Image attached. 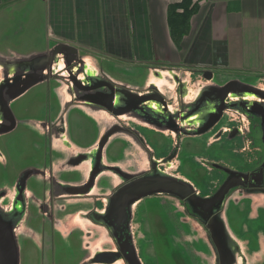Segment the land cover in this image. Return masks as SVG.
<instances>
[{
	"label": "crops",
	"instance_id": "obj_1",
	"mask_svg": "<svg viewBox=\"0 0 264 264\" xmlns=\"http://www.w3.org/2000/svg\"><path fill=\"white\" fill-rule=\"evenodd\" d=\"M182 1L0 0V86L6 80L22 77L5 86L4 92L8 90L12 95L6 98L11 112L0 109V128L10 123L8 114L16 129L20 126L44 143L34 144L32 160L26 159L12 181L0 185V192L8 194L14 237L22 235L29 241L27 250L31 254H49L57 238L71 248L69 240L78 236L83 253L78 264H146L141 241L134 239L142 238L141 229L134 230L140 211L142 216V197L122 202L123 206L133 202L137 211L131 215L127 229L131 238L128 245L124 240L120 242L117 226L111 224L112 210L121 202H114L116 197L128 187L136 188L153 162L158 163L157 152L150 143L144 145V138L136 129L147 126L160 134L159 127H166L158 121L146 126L134 118L127 122L126 114L117 116L96 100H82L83 92L68 80L67 72L60 66L62 62L54 65L53 76L44 72L49 78L36 82L28 76H37L29 68L34 59H41L61 45L72 47L83 62L74 72L81 82L90 85L92 80L113 79L116 86L133 94L139 92L123 82L130 76L164 79L165 72L157 75L160 69L172 70L176 75L180 72L187 83L195 75L202 77L192 89L184 86V92L171 98L179 105V111L171 114L172 126H202L192 134H182L179 141H183L184 148L175 146L180 142L172 143L168 153L171 158L203 156V144L218 141L209 133V115L215 100L203 94L204 88L214 86L206 81L212 78L220 86L214 78L221 81V75L233 78L264 74V0H191L194 11L187 32L173 35L170 8ZM215 93L219 98V90ZM194 103L198 106H191ZM188 110L194 114H181ZM155 113L159 115L157 110ZM167 131L166 136L172 134L176 141L175 132L169 128ZM229 132L231 137L234 130ZM8 135L3 134L0 139ZM193 139H199L200 149L191 146ZM0 163L7 167L9 159L1 154ZM22 178L27 200L23 207L20 202L15 203L16 183ZM228 198L230 207L232 203L250 201L241 233L231 226L222 230L224 239L232 242L234 264H264L260 262L264 258V197L248 193ZM168 202L176 208L174 215L184 227L182 236H177L183 253L186 250L195 264H218L220 248L202 228L200 215L190 218L179 199ZM20 223L23 224L17 229ZM31 223H40L38 233ZM47 223L43 231L42 224ZM12 244L15 246L14 241ZM104 254L116 258L101 259Z\"/></svg>",
	"mask_w": 264,
	"mask_h": 264
},
{
	"label": "rangeland",
	"instance_id": "obj_2",
	"mask_svg": "<svg viewBox=\"0 0 264 264\" xmlns=\"http://www.w3.org/2000/svg\"><path fill=\"white\" fill-rule=\"evenodd\" d=\"M40 72L44 74V71ZM164 72L166 73L164 79L130 76L126 81H123L125 84L130 83L132 90H137L142 94L137 93V97L152 95L156 93L154 91L165 97L169 104L168 112L165 113L164 109L159 110L161 104L159 105L154 101V103L144 106L145 110L143 111L151 112L150 116H157L156 110L160 115L165 116L177 113L179 105L173 103L174 100L171 99L173 95L175 94L177 97L180 94L179 91L184 92V86L185 88L186 86L191 88L197 83L198 79L202 78L195 75L191 79V83H187L186 78L180 72L179 75H176L172 70L160 69L157 70V75L160 76ZM220 77L221 81L217 77L214 78L216 82H220V86L217 83L214 84L212 78L209 79L210 81L203 79L214 85L210 88H204L203 94L214 98L216 101L217 94L215 91H218L221 86L224 87L232 84L230 82H234L235 85L230 91L231 94H229V98L231 97L232 100L228 98L224 104L212 103L211 109L213 111L210 115L208 113L212 125L209 126V128H212L209 133L212 139L217 136L218 141H206L202 148L201 144L198 143L199 139H193L195 143L190 142L191 146L194 144L198 149L201 148L200 153L203 152L204 154H201L203 156L171 158L168 155L172 143L180 142L182 134H188L189 131L192 134L202 126L185 127L184 125H177L178 132L173 129L175 139H177L175 141L172 134L166 136L168 133L166 127H159L160 134H158L153 130H148L146 125L149 121L142 116H138L137 113L125 115L127 122L129 119L134 118L146 126L145 129L136 130L144 138V145L148 146L150 143L157 152L158 163L153 162L148 173L144 174L143 181L152 179L151 181L156 187L160 184L167 185V187L161 186L162 188L159 186L161 189L154 188L144 191L141 198L143 199L142 216L140 211L134 224L136 226L134 230L141 229L142 232V238L137 236L134 239L141 241L140 249L144 258L147 259L146 264H195L193 258L187 255L186 250L183 253L182 242L179 244L180 238L178 239L177 236H182L184 227L174 215L173 211L176 208L170 205L171 202H168L171 199H179L185 207L184 211L191 215L190 218H194V215H200L203 224L199 223L202 228L210 233L212 240L217 241V248H220L218 264H234V259L230 254L232 242L224 239L222 230L225 226L228 229L231 226L237 233H241L246 214L249 211L250 201L244 202L242 205H240L241 203L239 205L232 203V207H230L229 202L227 203L228 197L238 195L241 197L246 196L248 193H252L256 197H264V74H240L233 78L221 75ZM116 78L118 77L116 76ZM110 83L115 84L116 81L111 79ZM243 84L248 85L250 90L246 89ZM172 87L174 89L171 90ZM202 87L200 84L199 88ZM11 96L7 90L5 97L10 99ZM122 104L119 106H122ZM185 105L190 109L188 103ZM196 105L198 106V103L191 104V106ZM223 107L224 109H222ZM181 114L189 117L194 114V111H183ZM6 116L9 118L10 123L0 128V136L10 134L0 139V155L2 154L3 157L9 159L7 167H2V163H0V185L3 184L4 186L12 181L26 159L32 160L34 153L32 146L36 143L44 144L43 141H38V137L20 128V126L16 129L13 120L8 114ZM229 129L234 130L231 137L229 136ZM220 132H223V134L220 135ZM182 145L183 141L175 146L182 149L185 147ZM193 149L195 148L193 147ZM188 154L193 156L190 152ZM161 155L166 157H161ZM19 184V182L16 183L17 187ZM173 184L178 185V188L171 187ZM190 193H192L191 196ZM7 197L6 191L0 192V264L9 263L7 262V259H9L8 251L11 248L7 251V238L13 239L16 246L15 264H78L81 261L83 253L78 236L69 240L71 248L66 247L57 238L55 243L53 242L54 248L49 254H31L27 250L29 241H26L22 235L17 238L14 237V230L10 226L11 218L8 212L10 204L7 202ZM24 198L27 202L25 195ZM187 202L189 206H186ZM132 203L130 202L128 207L129 223L131 215L137 212L135 206L131 205ZM174 203L177 204V201H174ZM13 206L12 208H14ZM136 208L138 210V207ZM22 224L20 223L17 229ZM47 225L48 223L42 224L43 231L46 230ZM221 225H223L222 229H220ZM39 227L40 223H31V228L37 233ZM173 236L175 237L172 238ZM260 262H264L263 257L260 258Z\"/></svg>",
	"mask_w": 264,
	"mask_h": 264
},
{
	"label": "water",
	"instance_id": "obj_3",
	"mask_svg": "<svg viewBox=\"0 0 264 264\" xmlns=\"http://www.w3.org/2000/svg\"><path fill=\"white\" fill-rule=\"evenodd\" d=\"M77 51L76 49H73L72 47L69 46H59L56 49H54L53 51L47 53L46 55H44V57H41V59H34L32 63H30V67L31 69H34L36 72V78L34 75H28V76H33L32 78L36 81V82H41L48 77V74L52 75L55 74L56 70L53 69L54 65H58L59 62H62V64L60 65L63 70H65L67 72V76L68 80H72L75 87L83 92V96H82V100H93L96 102H99L101 105H103L105 108H107V110H109L111 113L119 116V115H124V114H129V113H137L138 116H142L144 119H147L149 121V123H155V122H160L163 125L165 124L167 129H175L176 130V124H174L175 126H172V122L174 120L173 115H157V116H150L152 113L151 112H144L143 110H145V107L147 104L149 103H154V101H156L155 103H158L159 105L161 104V107H163L164 112L167 113L168 112V102L166 101L165 97L158 95V93H154L152 95H145V96H140L137 97L136 94L131 93L130 91H125L122 90L120 87L116 86L115 84H112L110 82H105V81H101L96 79L95 81H91L90 85H85L83 82H81L75 75L74 72H76V67L78 65H82V60L78 58L77 56ZM58 63V64H57ZM59 66V67H60ZM39 71H44V72H48L47 75H43L42 72L39 73ZM42 74V75H41ZM45 74V73H44ZM22 78V77H21ZM20 77H15V78H11L9 80H6L3 82V84H1L0 86V109H2L3 112L5 113H10L11 109L10 106L6 100L5 97V86L8 82L13 81H19L21 79ZM232 84H228L226 86H221L219 88V98L217 97L218 100H220L219 104H224V102H226L227 98L229 97L230 91L233 89L235 83L234 82H230ZM246 89H249L248 85H244ZM233 92V91H232ZM222 97V99H221ZM216 99V101H214L213 103L217 104L218 100ZM222 100V101H221ZM123 103V104H122ZM120 104H122V106H119ZM224 109V107L222 108ZM150 116V117H149ZM167 122V124H166ZM15 126V123L13 124ZM164 127V126H161ZM1 132V131H0ZM147 180V181H138L136 184V188H129L127 189V191H124L123 193H121L118 197H116L115 201H121L120 205H116L114 207V209L112 210V214H113V221L111 222V224L114 227V224L117 226V228L115 227V230H117V233L119 235V240L120 242H122L123 240L126 242V244H130V235L129 232H127L128 229V224H129V203L128 205L123 206L122 202L123 200H132L130 198L132 197H136L137 196V192H138V198L142 197L144 194V191L146 190H150V189H161L162 187H167V185H158L157 187L155 185H153V181ZM24 179L22 178L21 181L19 182V186H18V195L16 197V202L15 203H21L22 207L25 204V198H24ZM161 188H160V187ZM171 187L174 188H178V185H172ZM136 190V191H134ZM192 193H190L191 196ZM9 241V248L10 251H8L9 253V259H7V262H9L8 264H15L16 262V248L15 246L12 244L13 239H8L7 241ZM133 247V246H132ZM101 259L107 258L108 261L110 260H114L116 258V256L114 255H110V254H104L100 257ZM110 258V259H109Z\"/></svg>",
	"mask_w": 264,
	"mask_h": 264
},
{
	"label": "trees",
	"instance_id": "obj_4",
	"mask_svg": "<svg viewBox=\"0 0 264 264\" xmlns=\"http://www.w3.org/2000/svg\"><path fill=\"white\" fill-rule=\"evenodd\" d=\"M191 0H183L181 3L170 8V26L173 35H184L187 32L191 12L194 11ZM179 10L183 12L180 13Z\"/></svg>",
	"mask_w": 264,
	"mask_h": 264
}]
</instances>
